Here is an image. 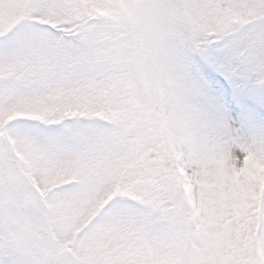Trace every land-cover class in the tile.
Instances as JSON below:
<instances>
[{"label":"snow or ice","instance_id":"snow-or-ice-1","mask_svg":"<svg viewBox=\"0 0 264 264\" xmlns=\"http://www.w3.org/2000/svg\"><path fill=\"white\" fill-rule=\"evenodd\" d=\"M0 264H264V0H0Z\"/></svg>","mask_w":264,"mask_h":264}]
</instances>
